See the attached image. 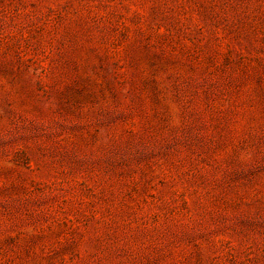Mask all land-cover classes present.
<instances>
[{
	"label": "rangeland",
	"instance_id": "1",
	"mask_svg": "<svg viewBox=\"0 0 264 264\" xmlns=\"http://www.w3.org/2000/svg\"><path fill=\"white\" fill-rule=\"evenodd\" d=\"M0 264H264V0H0Z\"/></svg>",
	"mask_w": 264,
	"mask_h": 264
}]
</instances>
